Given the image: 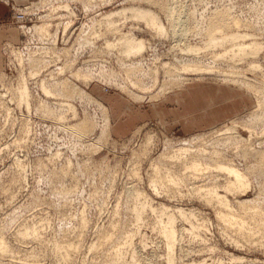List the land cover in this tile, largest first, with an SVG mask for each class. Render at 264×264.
I'll use <instances>...</instances> for the list:
<instances>
[{"label": "rangeland", "instance_id": "obj_1", "mask_svg": "<svg viewBox=\"0 0 264 264\" xmlns=\"http://www.w3.org/2000/svg\"><path fill=\"white\" fill-rule=\"evenodd\" d=\"M20 2L23 4L0 0V71L3 74L0 80L4 81H0V235L9 245L8 251L0 250V264H112L116 257L120 264H170V259L173 264H199L203 260L208 264H264V160L254 153L255 149H264V102L259 107L254 91L234 84L233 80H224L225 76L214 69L210 74L205 70L184 73L192 81L185 84L186 89L176 88L174 92L171 89L163 92L169 86L167 81H171L165 69L161 68L155 80L144 77L149 67L156 68L165 61L180 65L181 48L194 43L204 44L205 50L196 57L202 68L214 65L226 71L238 65L243 67L249 82L262 81L261 71L249 69V63L257 59L264 66V51L257 57L238 60L235 65L226 58H219L221 62L212 58V54L230 47L231 41L214 48H206L205 44L214 25L224 24L222 27L227 32L237 30L226 21L231 17L242 20L240 28L250 32L251 37L264 41V0ZM131 5L153 9L166 25L164 35L144 20L124 15L116 16L117 33L111 30L104 33L108 30L107 23H95L105 12ZM15 6L26 8V14ZM172 12L175 17L185 18L186 29L174 30L178 21ZM20 13L25 17V29L19 26ZM38 26L47 31H39ZM183 30H188L187 34ZM120 32L143 38L148 49L135 55L136 58L123 54L122 57L119 48L110 49L105 42L115 40ZM222 32L218 35L225 34ZM93 41L96 42L93 44ZM21 50L26 59L23 64L15 52ZM33 51L47 60L39 65L32 62L41 69L35 77L31 73L35 64L28 58ZM143 63V72L136 71L135 66ZM80 69L83 76L78 78L74 71ZM88 72L93 75L85 81L83 77ZM23 75L28 76L32 91L31 108L18 100L20 97L15 91ZM134 77L148 82L151 87L145 88L150 90L134 87L130 82ZM197 77L203 78L202 81ZM62 79L108 106L113 126L107 139L109 144L91 148L103 136L102 130L108 123L102 113L104 106L96 100L90 102V98L81 101L51 86ZM43 80L52 93L42 88ZM124 84L134 89H131L134 95ZM194 89L196 101L188 96L185 109L177 100L173 101V97L180 99ZM135 93L144 96L134 99ZM261 99L264 101V93ZM68 103L77 107V115ZM185 113L189 115L184 118ZM82 117L95 123L92 131L84 136L67 126L78 123ZM232 124L239 125L234 132L237 138L224 143L222 131ZM140 126L141 132L134 134ZM149 134L155 135L156 145L148 154H143ZM187 142L194 147L206 145L208 149L223 151L230 158L226 162L250 177L251 186L243 192L227 191L223 186L226 176L218 169L200 173L186 169L194 155L171 159L160 155ZM248 147L252 148L250 153L243 155ZM216 160L208 156L200 158L212 165ZM155 165L160 167L159 173ZM215 182L220 185L219 192L228 195L235 217L246 221L247 230L243 233L236 224L226 222L219 215L220 210L230 213L229 210L197 193V186L203 188ZM239 200L248 201L249 207L241 206ZM181 208L184 212L180 213ZM169 219H173L175 229L172 246L165 232ZM249 229L251 233H244ZM69 243L74 246L68 252L65 247L56 248L57 244ZM240 256L244 259L236 258Z\"/></svg>", "mask_w": 264, "mask_h": 264}, {"label": "bare ground", "instance_id": "obj_2", "mask_svg": "<svg viewBox=\"0 0 264 264\" xmlns=\"http://www.w3.org/2000/svg\"><path fill=\"white\" fill-rule=\"evenodd\" d=\"M166 5H164V6H166ZM168 5H169V3H168ZM66 6H67V8H69V5H66ZM164 6H163V8H164ZM14 8L16 10H19L20 12H22L24 14H26V12H27L26 8H23V7L15 6ZM173 8H175V6ZM173 8H172V10L174 12ZM27 9L29 10L30 8H27ZM173 12H172V16L175 17L173 15ZM128 13H130V14H128ZM223 13H224V11H223ZM117 15H122V16L124 15L123 17H126V18H133L134 17V18L142 19L148 25H150L151 27L156 28V30L159 33L163 34V35H164L165 31H167L166 30V25L162 22L163 20L162 21L160 20L159 15L153 9H151L149 7H145L144 5L143 6L142 5L125 6V7H120V8L114 9L112 11L105 12L99 20L97 19L98 21H96L95 23H98V24H100L102 22L107 23L108 30L103 31L104 33L105 32L107 33L110 30L112 31V33L113 32L117 33V31L119 30V27L117 26V20H116V16ZM225 15H226V13H225ZM181 17L179 15L177 17H175V19L177 18L176 20L178 21V22L176 21L177 22L176 24L174 23L175 21H173V23L175 24V27H174L175 29L174 30H176V31H179V28L181 29L186 24V23L184 24V21H186V20H184L185 18H181ZM229 18H230V16H229ZM224 19L226 20L225 16H224ZM230 19L231 20L228 19L226 21H228V23L230 24V27L231 26H234V27L236 26V28H237L236 31L227 32L225 29H223V27H224L223 25L224 24L223 25L220 24V26L219 25H216V26L214 25V27L211 26L212 28L209 30V33L208 34L206 33L209 36L208 42L205 44L206 48H208V47H211V48L213 47L214 48V47H218V46H225L228 41L232 42V45L230 47L229 46L224 47L225 48L224 52H216V53L213 52L214 53V54H212L213 57L211 55L213 60L215 59V61H216L219 58H226L227 60H230V61L232 60V62H234V64L237 65L236 63H238V60L240 61V60H243L244 58L257 57L262 51H264V41L263 40H260V38H257V37H251V33L250 32H246V31H244L243 29L240 28L241 25H243V22H241L242 20L240 21V20H238V18L235 19V17H234V19H232V17ZM19 21H20L19 22L20 23L19 26H21L22 28L25 29L26 24H23L24 21L22 19H20ZM123 21H124V19H123ZM188 21H190V20H188ZM215 22H212V23H215ZM99 26H101V25H99ZM94 27H91V28L93 29ZM192 27H191V29H192ZM184 28L186 29V26L183 27V29ZM195 28L196 27L194 26V30H195ZM208 28H210V27L208 26ZM38 30L41 31V32H46L47 31V30H45V28L43 26H40V27L38 26ZM171 31H173V30H171ZM186 31H188V30H186ZM186 31L184 32V30H183L184 33H186ZM222 31H226L227 33L222 32ZM219 32H220V34H221V32H222V34L223 33H225V34H223L222 36H219L220 35V34L218 35ZM94 33H95V31H94ZM120 33H122V34L120 36H116V38H114L115 40H110V39L106 38L107 40L105 42H106V46L108 48H110V49H112V48L113 49H116V48L118 49L119 48L118 49L119 51L118 50L117 51L119 53H121L120 55L122 56V54H123L125 57H129V58L131 56H133V55L134 56L135 55H139L142 51H144L146 49L147 42L143 38H138L134 33H130V32H120ZM179 33L177 32L176 34H179ZM88 34H91V33H88ZM88 41H90V40H88ZM94 42H96V41H93V44H94ZM188 44L189 43H187L186 46L184 45V47L181 48V52H182L183 55H180V57H178L179 58L178 60L182 61L183 63L181 62V64L179 65V64H176L174 62H171V60L170 61H165L160 66H157L156 68L149 67V69L147 71V74L143 73L144 77L146 76L147 78H152L153 80H155V79L158 78L159 71L161 70V68L165 69V72L167 73L169 78H171V81H170L171 83L168 82L170 80L169 79L167 81V83H169V86H167V88H165V90H163V92L165 93L168 89H171L172 92H174V90L176 88L186 89V85L185 84L192 81V77L191 76H188V75L184 74L186 72H188V73L191 72L193 74H196L197 71L200 72V71H204L205 70L206 72H208V74H210V72H212L214 70H217V71H219L220 74L225 76L224 80H228V82L233 80V81H235L234 84L237 83V85L238 84L245 85V86H247V88L249 90L254 91L258 95L259 107L262 106V104L264 102L261 99V95H263V93H264V91L262 89V87H264V70H263L264 66L260 62H257V59H252L251 60V62L249 63L250 64L249 69H251L253 71H261L263 80L262 81L257 80L258 82L255 81V84H252L253 82L252 83L249 82V77L247 76V74H244L242 72L243 67L239 68L238 65H237V67L235 66V68H229V69L227 68L226 71H224L225 68H224V70H221L218 66L216 67L214 65H208L207 69L202 68L201 67V63H200L201 61L199 62V60L196 59V57L198 56L197 54H199L203 49L205 50L204 44L203 45H193L194 43L193 44L191 43L189 45ZM196 44H198V43H196ZM8 47H6V48H8ZM96 47H95V49H96ZM9 48H11V47H9ZM12 48H14V47H12ZM100 49H102V48H100ZM104 51H106V50H104ZM15 52H16L17 57L20 60V63H22V64L25 63L26 59H25V56H24V53L22 52V50L21 51H15ZM38 52H39V50H38ZM46 53H49V52H46ZM37 54L38 53L36 51L31 52L30 57L28 56L29 61L31 63L32 62H37V65H39L41 61H42V63L43 62L45 63L46 58L43 57V58H45V59H43L42 56L37 55ZM177 54H179V53H177ZM185 54H187V55H185ZM192 54H194V55L196 54V55L193 57ZM142 55H140V56H142ZM124 56H122V57H124ZM17 57H16V59H17ZM136 57L137 56H135V58ZM142 59H143V56H142ZM12 61H14V60H12ZM219 61H220V59H219ZM228 62H227V64H228ZM132 63H135V61H132ZM136 63H137V61H136ZM144 63L142 65H140V66L139 65L135 66V68H137L136 71H138V70L140 71L141 70V72H143L142 70H144ZM206 63H207V61H206ZM222 63H224V61H222ZM32 64H35V63H32ZM231 64L233 65V63H231ZM28 65L30 66V64H28ZM67 65H69V63ZM71 65L72 64L70 63V66H69L70 68H71ZM30 67H32V66H30ZM36 67L38 68V66H36V64H35V68H32L33 72H31L32 70L30 71L32 73V76L37 75L38 73H40L41 69L38 68L39 70H36ZM40 67L42 68V66H40ZM46 67H44V69ZM66 67H68V66H66ZM217 68H219V69H217ZM23 70H25V69L23 68ZM28 70H30V69H28ZM42 71H43V69H42ZM130 71H131V69H130ZM31 73H28V74L30 75ZM88 73L89 74H87L86 76L83 77V79L85 81H88L89 79L92 78L91 75H93V74L90 73V72H88ZM0 74L3 75L2 72ZM74 75L76 77L80 78V77L83 76V71L81 69L80 70H75L74 71ZM201 76H203V75H201ZM27 77L28 76L23 75V80L19 81L21 83H20V85L18 84L19 86H16L15 91L17 90L16 94H18L19 97H20V98H18V100H20L21 102L27 103L26 104V105H28L27 107L31 108V104H32L31 103V101H32L31 100V96H32L31 92L32 91L30 90L29 83H28L29 81L27 80ZM164 78H166V77L164 76ZM172 78H174V80H172ZM18 79H20V78H18ZM30 79H31V77H30ZM67 79H62V82L60 80L58 82L55 81V83L51 84V86L53 88H56V87L60 88L62 90V92L65 93V94L75 95L77 98L81 99V101L84 100L85 98L86 99L90 98V102L92 101V103H93V100L94 101L96 100L95 98H93L92 96H90L86 92H84L83 90L79 89V87L77 85H74L73 83L69 82ZM197 79L199 81H202L203 78L197 77ZM1 82H4V81H1ZM130 82H131V84H133L134 87H138L140 90H145V89L146 90H150V88H145V87H151V85H149L148 82L144 81L143 79H138L137 77H134V78L130 79ZM256 83H258V84L260 83V84L258 85ZM2 84H4V83H2ZM41 86L47 93H52V90L50 89L49 86H47L45 80H43L41 82ZM123 87L128 89V91L130 93L133 92L132 90H134V89H132L130 87V85L127 86L126 84H124ZM9 91H7V92L9 93ZM131 94H133V93H131ZM13 95H15V94H13V92H12V96ZM143 96H144V94L135 93V97L136 98H134V97L133 98L134 99H138V98H142ZM155 96H157V95H155ZM15 98H17V97H15ZM96 103L100 104L101 106H104V110L105 111L103 110L104 112H102V111L101 112L103 114H105L104 116L106 117V119L108 121V123L106 122L107 126L105 127L104 130H102L103 131L102 132L103 136L100 137V139L97 140V144L96 145L91 146V148L95 147V148L98 149L99 147L103 146L104 143H106V142L108 143L107 139H110V134H111L110 132H111L113 126L111 125V122H110V114H109L108 106L105 103H103L102 101H100V100H96ZM68 104L70 105L71 110H73V113L75 115H77L78 114L77 107L74 104H71V103H68ZM49 112L51 113V111H49ZM60 118H63V117L61 116ZM90 121L91 120L88 117H82L81 120L78 123L74 124V125H67L66 123H63V124L67 125L69 128H71L75 132H77V133H79V134L84 136L88 132L92 131V129L95 127V123L94 122L90 123ZM141 128H143V127H141V126L138 127L137 129L134 130L133 133L137 134V133L141 132ZM238 128H239L238 124L227 125V127L222 131V134H225L224 135L225 137H221V138H223L222 140L224 141V143H228L230 140H234V141L236 140L237 135L234 134V132ZM250 136H252V133H251ZM215 141L216 140H213V142H215ZM144 145H145V148L143 150V154H148L151 151V149L153 150V148L155 147L154 145H156V137H155V135L154 134H149L147 136L145 142H144ZM237 146L240 147L241 145L238 144ZM247 146H248V144H247ZM244 147H246V146H244ZM249 148L250 147H248V149L246 148L247 150H245L243 155H248L250 153L249 150H251L252 148L251 149H249ZM241 149H242V152H243V146H242ZM254 153H256L255 155H261L262 160H264V149H255ZM160 155H167L165 157H170V159L171 158H176L178 156L179 157H181V156L182 157H184V156L186 157L187 155H194L192 157V159L189 160V164L186 166V169H191L194 173H200V172L208 170V169H210V170L211 169H218V172L220 171V173H222V174H224L226 176L227 182L223 186L227 189V191L243 192L244 190H246L247 188H249L251 186L250 177L245 172H243L240 168L234 166L233 164H230V163L226 162L228 157L224 156L226 154H224V152L221 151L220 149H217V148L208 149L206 145H201V146L197 145L196 147H194V145L192 143L187 142V143H182V145H180L179 147H176L174 149L164 151V152L160 153ZM197 155H199L200 158H204L205 156H208V157H211V158H215L217 160H216L215 164L212 165V164L205 163L204 161H200V158H198ZM220 159H222V160L220 161ZM228 159H230V158H228ZM223 160H225V161H223ZM155 169H156V171L158 173L160 172V167L158 165H155ZM166 176H168V175H166ZM162 177H163V175L160 176V179ZM172 179H173V177L171 176L170 180H172ZM155 187L157 188L156 184H155ZM219 187H220V185L217 182H215V184H212L211 186L207 185L206 187L203 186V188L200 187V185H199V187L198 186L196 187L197 188L196 191H197V193L199 195L202 194L201 196H203L205 198V200H207L208 202L211 203L213 201H216L218 204H220V206H222V207L226 208L227 210H229L230 213H228L226 211L224 213L222 210H220L219 212L221 214H219V215L226 222L236 224L238 226V229L243 233V231L247 230L246 221H244V220H240L239 221L235 217V215L232 213L233 212L232 211L233 210L232 209L233 206H232V203L230 202V199L228 198V195L220 193L219 192ZM238 202L241 204V206L249 207L248 206L249 205L248 201L239 200ZM179 211H180V213L184 212V209L181 208V209H179ZM168 223L169 224L166 226L167 228H166L165 232H166V235H167V237L169 239V243L172 246V244L174 242V238H175V229L173 227V219H169ZM248 231L249 232H244V233H248V234L251 233V229H249ZM72 246H74L73 243H69V244H66V245L57 244L56 248L58 250H60L61 248L65 247L67 252H68V251H70L72 249ZM93 246H95V244H93ZM0 250L4 251V252L9 250V245L7 244V242L4 240L3 236H1V235H0ZM236 258L240 259V260L244 259V257H242V256L236 257ZM112 264H120L119 257H116L115 260L112 262ZM170 264H173L171 259H170ZM188 264H198V263H188ZM199 264H208V263L206 262V260H203Z\"/></svg>", "mask_w": 264, "mask_h": 264}, {"label": "crops", "instance_id": "obj_3", "mask_svg": "<svg viewBox=\"0 0 264 264\" xmlns=\"http://www.w3.org/2000/svg\"><path fill=\"white\" fill-rule=\"evenodd\" d=\"M5 1H9V0H5ZM16 2H19V3H21V4H23V2H20V1H24V2H26L27 0H15ZM193 91V90H192ZM194 92H196V89H194ZM194 92H189L188 94H190V95H187V94H183V95H181L180 96V99H177V98H175V97H173V101H174V99H175V102H176V100L179 102V104H181V106H183V109H185V104H188V96L189 97H191V98H193L195 101H196V99H195V97L194 96H196V94H197V92L196 93H194ZM185 111V110H184ZM183 111V112H184ZM188 111H192V110H188ZM179 113V112H178ZM207 114V113H206ZM189 115V113L188 114H186L185 113V115H182V117H187ZM184 117V118H185ZM209 121V120H208ZM210 122V121H209ZM191 124H195L194 122L193 123H191Z\"/></svg>", "mask_w": 264, "mask_h": 264}, {"label": "built area", "instance_id": "obj_4", "mask_svg": "<svg viewBox=\"0 0 264 264\" xmlns=\"http://www.w3.org/2000/svg\"><path fill=\"white\" fill-rule=\"evenodd\" d=\"M18 16H20V17H17L18 20H20V19L23 20L25 18L22 13H20Z\"/></svg>", "mask_w": 264, "mask_h": 264}]
</instances>
